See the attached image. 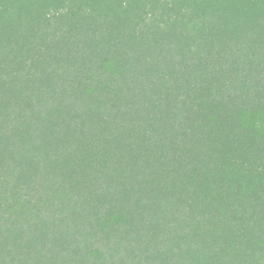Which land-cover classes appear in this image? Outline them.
<instances>
[{
    "label": "trees",
    "instance_id": "trees-1",
    "mask_svg": "<svg viewBox=\"0 0 264 264\" xmlns=\"http://www.w3.org/2000/svg\"><path fill=\"white\" fill-rule=\"evenodd\" d=\"M0 264H264V0H0Z\"/></svg>",
    "mask_w": 264,
    "mask_h": 264
}]
</instances>
